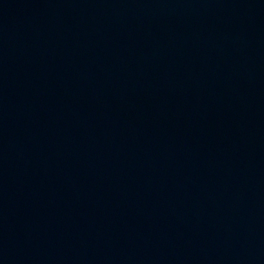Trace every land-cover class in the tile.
<instances>
[{
  "label": "water",
  "instance_id": "obj_1",
  "mask_svg": "<svg viewBox=\"0 0 264 264\" xmlns=\"http://www.w3.org/2000/svg\"><path fill=\"white\" fill-rule=\"evenodd\" d=\"M0 264H264V0H0Z\"/></svg>",
  "mask_w": 264,
  "mask_h": 264
}]
</instances>
